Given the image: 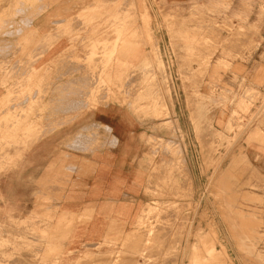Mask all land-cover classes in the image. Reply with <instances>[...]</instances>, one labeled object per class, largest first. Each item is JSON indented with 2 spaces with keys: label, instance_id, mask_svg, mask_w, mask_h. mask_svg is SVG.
Returning <instances> with one entry per match:
<instances>
[{
  "label": "rangeland",
  "instance_id": "374dc122",
  "mask_svg": "<svg viewBox=\"0 0 264 264\" xmlns=\"http://www.w3.org/2000/svg\"><path fill=\"white\" fill-rule=\"evenodd\" d=\"M62 2L81 29L74 39L112 37L90 50L99 74L120 62L123 38L140 45L125 48L115 99L169 137L155 139L151 200L130 223L110 217L92 235L14 223V238L0 237V264H178L183 249L195 264H227L218 241L232 264H264V174L250 160L264 168V0H0L1 61L7 39H26L32 20ZM1 112L4 124L11 114ZM168 141L187 173L164 151Z\"/></svg>",
  "mask_w": 264,
  "mask_h": 264
},
{
  "label": "crops",
  "instance_id": "0c3cea01",
  "mask_svg": "<svg viewBox=\"0 0 264 264\" xmlns=\"http://www.w3.org/2000/svg\"><path fill=\"white\" fill-rule=\"evenodd\" d=\"M64 5L37 15L26 39H7L6 55L0 58V80L5 81L0 97L6 96L0 111L11 114L0 124L5 127V145L0 146L3 238H14V223L70 224L75 234L85 235L101 232L110 217L130 223L151 200L155 139L169 137L166 130L157 132V121L134 116L115 99L124 84L125 48L140 45L123 38L117 45L122 47L120 62L99 74V58L88 63L90 50L112 37L103 35L93 44L74 39L81 29L68 22L74 14ZM255 155L253 167L264 174Z\"/></svg>",
  "mask_w": 264,
  "mask_h": 264
},
{
  "label": "bare ground",
  "instance_id": "6f19581e",
  "mask_svg": "<svg viewBox=\"0 0 264 264\" xmlns=\"http://www.w3.org/2000/svg\"><path fill=\"white\" fill-rule=\"evenodd\" d=\"M62 11V10H61ZM19 12V11H18ZM26 19V18H25ZM90 19V18H89ZM78 20V19H77ZM27 21V20H26ZM53 23V22H52ZM88 24V23H87ZM84 27H85V25H84ZM212 29V28H211ZM71 30V29H70ZM214 32V31H213ZM216 32V31H215ZM214 32V33H215ZM18 33V32H17ZM219 33V32H218ZM217 34V33H216ZM215 34V35H216ZM220 34V33H219ZM49 35V34H48ZM53 34L51 33V35L50 36H52ZM56 35V34H55ZM57 35H58V33H57ZM46 36V35H45ZM44 36V37H45ZM49 36V37H50ZM59 36V35H58ZM57 36V37H58ZM47 37V36H46ZM48 37V39H50ZM215 37V36H214ZM52 38V37H51ZM56 38V37H55ZM216 38V37H215ZM45 39V38H44ZM218 39H221V38H219L218 37ZM46 40V39H45ZM217 40V39H216ZM222 40V39H221ZM82 41V40H81ZM220 41V40H219ZM46 42V41H45ZM44 42V43H45ZM52 42V41H51ZM50 42V43H51ZM47 43V42H46ZM42 44V43H41ZM38 45H40V42H39V44ZM19 47V46H18ZM39 47V46H38ZM37 47V48H38ZM41 47V46H40ZM39 49V48H38ZM33 50V49H32ZM31 53H33V51L31 52ZM37 54V53H36ZM36 56V55H35ZM32 57V56H31ZM32 62V61H31ZM30 63V62H29ZM64 63V62H63ZM14 64H16L15 62H14ZM92 65V64H91ZM15 67V66H14ZM18 67V66H17ZM71 67V66H70ZM77 67V66H76ZM68 68V67H67ZM67 68H66V70H67ZM72 68V67H71ZM79 68V67H78ZM26 69V68H25ZM70 70V69H69ZM16 71V70H15ZM67 72V71H66ZM143 72H145V71H143ZM7 73H8V71H7ZM89 74H90V72H89ZM88 74V75H89ZM9 75V74H8ZM91 77V76H90ZM135 77V76H134ZM139 77V76H138ZM141 77V76H140ZM83 78V77H82ZM85 79V78H84ZM86 80V79H85ZM68 82V81H67ZM71 82V81H70ZM72 83V82H71ZM66 84V83H65ZM92 85V84H91ZM90 85V86H91ZM126 85V84H125ZM66 88H67V86H66ZM62 89V88H61ZM87 92V91H86ZM85 92V93H86ZM78 93H81V92H78ZM71 94H73V93H71ZM15 97V96H14ZM13 97V98H14ZM81 97V96H80ZM24 98V97H23ZM103 98V97H102ZM73 102V101H72ZM81 102V101H80ZM69 103H70V101H69ZM66 104V103H65ZM73 105V104H72ZM71 105V106H72ZM66 107H67V105H66ZM83 107H85V106H83ZM59 108H61V107H59ZM65 108V107H64ZM72 108V107H71ZM90 139L91 138H89V141H90ZM88 140V139H87ZM81 145V144H80ZM164 151H167V153H169V155L171 156V158H175L176 159V166H178V168H180L181 170H184V171H186V173H187V167L185 166V164L183 163L184 161L182 160V157H181V150H180V148L178 147V146H176V144H173V143H170L169 141L168 142H165V146H164ZM166 156V155H165ZM168 159V158H167ZM174 160H172L171 162H173ZM184 171H181V173L182 172H184ZM182 175V174H181ZM186 175V174H185ZM185 177V176H184ZM187 179H188V177H186ZM98 231V230H97ZM147 232V231H146ZM154 232V231H153ZM140 236V235H139ZM142 236V235H141ZM144 236V235H143ZM137 238H138V236H137ZM140 238V237H139ZM138 238V239H139ZM198 239V238H197ZM9 240V239H8ZM148 241V240H147ZM138 242V241H137ZM140 242V241H139ZM217 243H219V245H220V251H221V254L226 258V260H227V264H232V262H231V260H230V258L228 257V254L226 253V250H225V246L222 244V241H218ZM138 244L139 243H137V247H138ZM16 245V244H15ZM197 245V244H196ZM196 245L193 247V248H195L196 247ZM130 247L132 246V245H129ZM136 246V245H135ZM189 246L190 245H187V248H189ZM140 247V246H139ZM149 247V246H148ZM153 247V246H152ZM127 248V247H126ZM192 248V249H193ZM134 248H132V250H133ZM146 249H148V248H146ZM130 250V249H129ZM136 250H138V249H136ZM181 251H182V249H181ZM134 252V251H133ZM26 254V253H25ZM130 254H132V253H130ZM135 254V253H134ZM22 255V254H21ZM24 255V254H23ZM107 255V254H106ZM109 255V254H108ZM59 256V255H58ZM110 256V255H109ZM108 256V257H109ZM133 256L134 255H131V258H133ZM57 257V256H56ZM139 257V258H138ZM138 259H141L142 258V254L141 253H139L138 254ZM136 258V259H137ZM16 259V258H15ZM14 259V262H16V260ZM57 259V258H56ZM88 259V258H87ZM82 260H83V258H82ZM107 261L109 260V259H106ZM131 260H133V259H131ZM11 261V260H10ZM21 261V260H20ZM19 261V262H20ZM137 261V260H136ZM178 261H179V263L178 264H195L196 263V261L194 260V258L192 257V253H191V250H189V251H186L185 250V252H184V249H183V251L180 253V255L178 256ZM17 262H18V260H17ZM16 262V263H17ZM11 263H13V262H11ZM11 263H8V264H11ZM21 263H22V261H21ZM125 263H126V261H125ZM129 263V262H128ZM143 263V262H142ZM23 264V263H22ZM25 264V263H24ZM80 264H81V262H80ZM89 264V263H88ZM121 264V263H120ZM123 264H124V262H123ZM130 264V263H129Z\"/></svg>",
  "mask_w": 264,
  "mask_h": 264
}]
</instances>
